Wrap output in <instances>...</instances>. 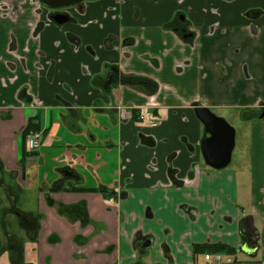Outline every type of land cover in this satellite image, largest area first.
Wrapping results in <instances>:
<instances>
[{"label":"crops","instance_id":"obj_1","mask_svg":"<svg viewBox=\"0 0 264 264\" xmlns=\"http://www.w3.org/2000/svg\"><path fill=\"white\" fill-rule=\"evenodd\" d=\"M1 1L0 264H207L195 247L219 244L264 264V118L243 117L264 106V0H91L39 37L32 1ZM156 84L152 128L136 112ZM200 107L236 129L224 170L203 158Z\"/></svg>","mask_w":264,"mask_h":264},{"label":"water","instance_id":"obj_2","mask_svg":"<svg viewBox=\"0 0 264 264\" xmlns=\"http://www.w3.org/2000/svg\"><path fill=\"white\" fill-rule=\"evenodd\" d=\"M87 0H40V2L51 9L73 7ZM198 118L205 126V135L210 137L202 142V153L206 164L216 170L226 168L231 160L235 147V130L226 120L216 116L208 108L195 109ZM240 232L244 237L246 248L238 249L250 257L257 255L259 249V234L253 222L252 216L245 217L241 221ZM255 254H252V252Z\"/></svg>","mask_w":264,"mask_h":264},{"label":"flooded vegetation","instance_id":"obj_3","mask_svg":"<svg viewBox=\"0 0 264 264\" xmlns=\"http://www.w3.org/2000/svg\"><path fill=\"white\" fill-rule=\"evenodd\" d=\"M9 1L10 0H2L1 2L5 5V6H8L9 5ZM30 2H31V4L34 6V11H35V13H36V15L38 16V18L40 19L39 20V22H38V24L34 27V34H36L38 37H39V34H41V31H42V28H45L46 26H50V25H53V24H55V25H58V26H63V25H65V24H67V23H69L71 20H72V16L70 15V12H69V9L70 8H72V7H66V8H61V9H51V8H49V7H46V6H44L41 2H40V0H36L35 2H34V0H29ZM87 1H91V0H87ZM87 1H84V2H82L81 4H79V5H77V6H73V7H79L80 9L78 10V12L79 13H81L82 11V9H81V6L85 3V2H87ZM21 3H26L24 0H22V2ZM21 3H19L18 4V9H21ZM16 7V6H15ZM13 10H14V13L16 12V10H15V8H13ZM181 18L182 19H184V16H181ZM180 25H182L181 24V22H178ZM178 28V27H177ZM179 29V28H178ZM180 30V29H179ZM185 31V32H184ZM188 31L189 32H187V30L185 29V30H183V34H184V37H188L189 35L190 36H192L193 34H192V30H191V28L190 29H188ZM193 37V36H192ZM87 69V68H86ZM126 76V75H125ZM125 76H123L122 77V79H121V83H123V85H126V86H129V87H131V88H134V89H136V90H139V91H141V90H146L145 88H147L148 87V85H149V82H148V85H146V86H144L143 85V87H141V88H137V87H133V86H130V85H127L126 83H124L123 82V79H124V77ZM130 76H133V75H130ZM135 77H138V76H135ZM141 78V77H140ZM143 79H146V78H143ZM147 80V79H146ZM118 83V82H117ZM159 91V85L158 84H156V89L154 90V91H152V93H151V97H150V100H149V102L147 103V106L143 109V110H138L136 113H138V115H137V118H138V120L141 122V123H143L146 127H152V128H156V127H159L160 126V122L159 121H156V120H154L153 119V115H152V113H151V108H153V107H157L158 106V103H156L155 101H154V95L157 93ZM38 104L39 105H41L42 106V103L41 102H38ZM146 113H149V115H146ZM219 117V116H218ZM245 119H251V118H254V117H259V118H261V119H263L264 118V106H262L258 111H247V112H245L244 113V116H243ZM220 118H222V117H220ZM31 119H35V120H38V118H37V116L36 117H34V118H31ZM30 119V120H31ZM224 120H226L225 118H223ZM29 120V121H30ZM29 121H28V123H29ZM226 122H228L227 120H226ZM228 124H230L229 122H228ZM231 125V124H230ZM232 126V125H231ZM232 128H234V130H235V145H236V129H235V127L234 126H232ZM32 133H40V132H32ZM41 134V133H40ZM42 135V134H41ZM43 136V135H42ZM210 137V135L209 134H206V137H205V139L206 138H209ZM234 149H235V147H234ZM233 152H234V150H233ZM232 156H233V153H232ZM203 158H204V156H203ZM205 160V159H204ZM231 162H232V160H231ZM231 162H230V164H231ZM205 163H206V161H205ZM229 164V165H230ZM206 165H208V164H206ZM229 165L227 166V167H229ZM209 166V165H208ZM156 166H155V163H152V164H150L149 165V169L150 170H156V168H155ZM210 167V166H209ZM226 167V168H227ZM210 168H212V167H210ZM226 168H224V169H226ZM212 169H214V168H212ZM224 169H222V170H224ZM214 170H216V169H214ZM217 171H221V170H217ZM173 179H171L170 178V182H169V186L170 187H173L174 186V183H173V181H172ZM159 185H163V183L162 182H159ZM102 192H103V190H102ZM104 192H106V191H104ZM111 203H114V199H111V201H110ZM137 238H139V240H140V242H141V247L144 249V248H148V247H150L151 246V244H152V240L150 239V238H148V237H144V236H141L140 237V233L137 235ZM139 240L137 241V239H136V241L134 242V247L136 248V245L138 244V242H139ZM50 242H56V240H54L53 238L52 239H50ZM219 245H224V244H219ZM227 246V245H226ZM229 247V246H228ZM241 253V252H240ZM203 254V253H202ZM204 255H205V260H206V262H207V264H215V263H213L211 260H207L206 259V256L207 255H210V256H213V255H221L222 257H224V258H226V259H228V258H230L231 257V255H236V253L235 254H229V253H227V252H214V253H204ZM231 260H233V258L231 257ZM217 264H227L226 262H225V260H222L220 263H217Z\"/></svg>","mask_w":264,"mask_h":264},{"label":"trees","instance_id":"obj_4","mask_svg":"<svg viewBox=\"0 0 264 264\" xmlns=\"http://www.w3.org/2000/svg\"><path fill=\"white\" fill-rule=\"evenodd\" d=\"M123 82L126 83L127 85L133 86V87H137V88H141L146 85H148V80L140 78V77H135V76H125L123 79ZM40 131V124L38 122V120L35 119H31L26 127V129L23 132V136H24V140L27 142V139L29 137V135L32 132H38ZM45 134V133H44ZM29 156L28 154H25L23 157V160L25 161ZM25 164V163H24ZM24 164L22 167H24ZM58 189L53 187L51 189V191H57ZM86 191H95V190H86ZM214 252H227L229 254H235L236 251L231 248L228 247L226 245H214V246H201L198 247L196 246L194 249V253H214Z\"/></svg>","mask_w":264,"mask_h":264},{"label":"built area","instance_id":"obj_5","mask_svg":"<svg viewBox=\"0 0 264 264\" xmlns=\"http://www.w3.org/2000/svg\"><path fill=\"white\" fill-rule=\"evenodd\" d=\"M146 115H149V113H146ZM42 135L40 133H31L27 139V145L30 150H35L40 147L41 141H42ZM207 260H211L213 263L217 264L220 263L222 260H225L227 264H232L231 258H224L221 255H207Z\"/></svg>","mask_w":264,"mask_h":264},{"label":"rangeland","instance_id":"obj_6","mask_svg":"<svg viewBox=\"0 0 264 264\" xmlns=\"http://www.w3.org/2000/svg\"><path fill=\"white\" fill-rule=\"evenodd\" d=\"M236 257H239V260L243 259V262H238L236 264H252L250 261V258L246 257V256H242V254H237ZM233 258V257H232ZM236 258L234 257L233 260H235Z\"/></svg>","mask_w":264,"mask_h":264}]
</instances>
